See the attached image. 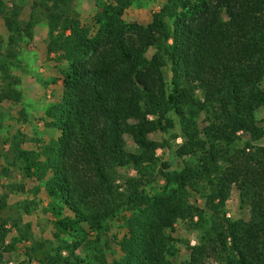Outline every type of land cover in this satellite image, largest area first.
Masks as SVG:
<instances>
[{
	"label": "trees",
	"instance_id": "1",
	"mask_svg": "<svg viewBox=\"0 0 264 264\" xmlns=\"http://www.w3.org/2000/svg\"><path fill=\"white\" fill-rule=\"evenodd\" d=\"M133 2L107 0L91 25L50 13L46 53L62 91L45 125L58 135L38 149L12 141L35 182L21 205L36 210L43 190L53 229L30 249L45 250L41 264H176V225L188 220L199 243H186L180 264H264V0H165L147 22L127 20ZM5 15L15 33L19 10ZM175 129L183 141L160 161L168 146L153 134ZM233 188L248 218L228 216ZM10 222L0 214V264L33 236L16 218L7 243ZM33 252L20 264H33Z\"/></svg>",
	"mask_w": 264,
	"mask_h": 264
},
{
	"label": "rangeland",
	"instance_id": "2",
	"mask_svg": "<svg viewBox=\"0 0 264 264\" xmlns=\"http://www.w3.org/2000/svg\"><path fill=\"white\" fill-rule=\"evenodd\" d=\"M164 1L134 0L126 18L130 21L147 22ZM106 2L107 0H70L67 4L55 7L54 2L50 0H6L4 12H0V94L4 90L14 89L21 96V100L17 102L0 99V203L1 199L7 196V207L1 210L0 214L11 219L8 225L11 233L7 243L18 234L17 228L12 225L16 218L21 219L23 227L27 223L31 224L33 233L30 240L17 242L16 249L5 253V259L10 264L26 261L28 255L33 252L30 248L35 242L51 239L53 236L50 217L42 211V206L47 203V196L43 190L38 195L43 205L38 206L36 210L26 213L21 205L25 199L34 198L30 190L35 182L23 176L21 163L16 159L12 146V141L16 140L23 149H38L40 144L38 140L48 141L58 135L56 130L45 125L46 110L57 102L62 91L55 55L48 57L46 53L50 13H60L64 17L77 15L84 24L91 25L99 5ZM14 8L19 10V30L15 33L9 31L5 24V13L11 14ZM10 35L13 36L14 42ZM259 117L264 119V111L259 113ZM177 132L178 129L168 134L160 132L153 134L157 141L168 146L158 149L160 161L172 158L171 149L182 143L180 136L174 137ZM127 142L129 147H134L130 137H127ZM176 164L180 165L181 160L179 159ZM14 185L24 186V190L14 188ZM227 212L231 218H248L250 215L249 208L241 201L237 188H233L227 203ZM117 231L118 227L113 223L108 236L112 237ZM175 235L181 239L175 260L176 264H180L190 257L186 243L189 241L191 245L198 244L200 234L188 220H185L177 223ZM105 239L102 244L109 240L106 236ZM109 244L115 248L114 243ZM33 253H36L33 264H41L39 258L45 254V250Z\"/></svg>",
	"mask_w": 264,
	"mask_h": 264
}]
</instances>
